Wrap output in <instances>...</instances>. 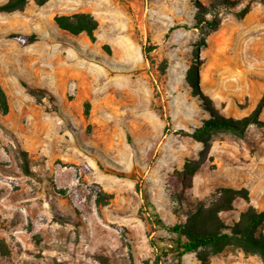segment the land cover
<instances>
[{
  "label": "rangeland",
  "instance_id": "obj_1",
  "mask_svg": "<svg viewBox=\"0 0 264 264\" xmlns=\"http://www.w3.org/2000/svg\"><path fill=\"white\" fill-rule=\"evenodd\" d=\"M212 1L27 0L23 11L0 13L10 105L0 111V264H178L166 227L202 204L213 208L219 189L249 196L219 214L226 226L249 206L264 210V125L205 143L185 134L210 109L240 119L264 97V2L243 18L222 9L198 49L195 16ZM77 11L98 20L95 42L53 20ZM13 33L38 40L23 44ZM197 50L205 100L186 81ZM186 163L197 167L193 185L174 193L169 176ZM100 191L110 195L104 202ZM181 264L264 259L228 245Z\"/></svg>",
  "mask_w": 264,
  "mask_h": 264
},
{
  "label": "trees",
  "instance_id": "obj_2",
  "mask_svg": "<svg viewBox=\"0 0 264 264\" xmlns=\"http://www.w3.org/2000/svg\"><path fill=\"white\" fill-rule=\"evenodd\" d=\"M254 1L248 2L240 7L239 0H213L209 6L200 5L199 11L195 16L196 25L203 38L198 45L206 44L205 37L214 31L220 23V12L222 9L232 11L238 18L245 17ZM264 2V0H262ZM27 0H7L0 5V13H14L23 11ZM57 27L67 31L72 35L86 34L92 41H96V31L99 27L98 20L93 14L88 12H78L74 14L55 15L53 18ZM23 44L34 43L38 36L25 35L22 33H13L9 36ZM200 64L198 50L196 51V61L189 68L186 74V81L193 89L195 95L205 100V96L200 90ZM26 91L32 95L39 92L40 89L32 88L29 84L22 83ZM90 103H86L85 115L88 117ZM264 108V97L261 98L256 108L246 117L237 119L226 117L214 109L209 110L210 117L203 120L201 126L195 128L191 133H185L197 142L205 143L213 134L229 133L236 137H244L247 129L251 125L261 126L264 122L260 115ZM0 111L7 115L10 111V105L6 92L0 81ZM183 133V131H181ZM197 173V167L186 163L182 170H175L168 179L174 193H182L188 186L193 185L194 176ZM218 200L211 209H207L205 204L189 211L186 215L185 222H180L172 227H166L167 230L175 235V249L178 252V264H181V258L185 254L199 253L205 248H213L220 251L223 247L234 245L246 253L257 254L264 259V233L259 232L264 225V210L258 211L249 206L241 213L240 219L233 226H226L219 214L231 210L233 203L237 198L249 199L248 192L245 189H234L225 187L219 189ZM173 195V194H172ZM105 196H110L100 191L98 199L104 202ZM257 233H259L257 235Z\"/></svg>",
  "mask_w": 264,
  "mask_h": 264
},
{
  "label": "crops",
  "instance_id": "obj_3",
  "mask_svg": "<svg viewBox=\"0 0 264 264\" xmlns=\"http://www.w3.org/2000/svg\"><path fill=\"white\" fill-rule=\"evenodd\" d=\"M7 1L6 0H4L3 2H1L2 4H4V3H6ZM74 13H78V11L77 12H74ZM74 13H71V14H74ZM89 13V12H88ZM3 14H5V13H3ZM63 31V30H62ZM65 32H67V31H65ZM69 33V32H68ZM80 35V34H79Z\"/></svg>",
  "mask_w": 264,
  "mask_h": 264
}]
</instances>
